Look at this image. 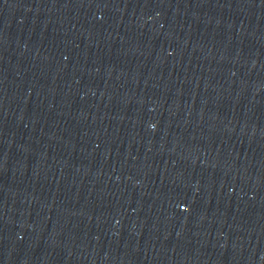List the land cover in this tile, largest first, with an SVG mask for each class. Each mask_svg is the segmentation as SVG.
<instances>
[{
	"label": "water",
	"instance_id": "water-1",
	"mask_svg": "<svg viewBox=\"0 0 264 264\" xmlns=\"http://www.w3.org/2000/svg\"><path fill=\"white\" fill-rule=\"evenodd\" d=\"M0 264H264V0H0Z\"/></svg>",
	"mask_w": 264,
	"mask_h": 264
}]
</instances>
